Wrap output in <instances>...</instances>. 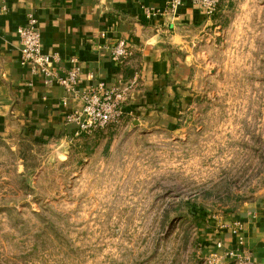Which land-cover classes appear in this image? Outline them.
I'll return each instance as SVG.
<instances>
[{
  "label": "rangeland",
  "instance_id": "374dc122",
  "mask_svg": "<svg viewBox=\"0 0 264 264\" xmlns=\"http://www.w3.org/2000/svg\"><path fill=\"white\" fill-rule=\"evenodd\" d=\"M208 18L172 126L0 140V264H206L211 220L264 198V0Z\"/></svg>",
  "mask_w": 264,
  "mask_h": 264
},
{
  "label": "crops",
  "instance_id": "0c3cea01",
  "mask_svg": "<svg viewBox=\"0 0 264 264\" xmlns=\"http://www.w3.org/2000/svg\"><path fill=\"white\" fill-rule=\"evenodd\" d=\"M29 16L37 20L41 51L56 58L51 67L56 75L78 71L73 91L56 81L46 84L42 73L20 63L17 28ZM208 17L188 0L176 8L170 0H0V140L18 134L38 141L77 137L76 123L67 121V115L81 108L79 94L99 82L110 87L133 81L123 118L172 126L181 100L189 95L190 49L209 25ZM119 40L131 53L117 63L111 52ZM233 220L242 227L220 228ZM211 221L217 229L213 227L212 240H204L210 248L204 260L216 252L220 264H234L233 250L264 264V198ZM218 241L222 248L216 247Z\"/></svg>",
  "mask_w": 264,
  "mask_h": 264
},
{
  "label": "built area",
  "instance_id": "2783aa9c",
  "mask_svg": "<svg viewBox=\"0 0 264 264\" xmlns=\"http://www.w3.org/2000/svg\"><path fill=\"white\" fill-rule=\"evenodd\" d=\"M186 0H170V7L176 8ZM198 5L207 16L213 15L220 5V0H188ZM17 34L20 43V63L29 64L35 72H40L45 76L46 84L56 81L66 91H73L79 81V74L76 69L68 70L65 76H58L51 69L56 59L51 54H45L41 51V36L37 20L29 16L26 23L18 26ZM130 49L124 40H119L112 49L111 58L115 62L123 61L130 55ZM132 82L119 83L110 87L105 86L103 82L97 83L92 88L82 91L79 98L82 100V106L73 110L67 115V121L76 123L77 134H88L97 128H102L110 124L119 122L123 118V109L129 99V92ZM63 105L66 100L63 98ZM239 229L242 227L239 220L231 222L223 221L220 228ZM222 242L216 243L217 248H222ZM230 256L234 258V264H254L252 259L242 253L229 251ZM221 257L215 252L205 258L207 264H220Z\"/></svg>",
  "mask_w": 264,
  "mask_h": 264
}]
</instances>
